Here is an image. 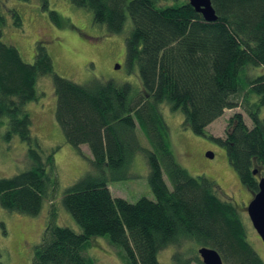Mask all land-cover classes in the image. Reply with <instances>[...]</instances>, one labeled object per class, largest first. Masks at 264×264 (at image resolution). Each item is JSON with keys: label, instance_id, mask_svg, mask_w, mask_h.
Wrapping results in <instances>:
<instances>
[{"label": "trees", "instance_id": "obj_1", "mask_svg": "<svg viewBox=\"0 0 264 264\" xmlns=\"http://www.w3.org/2000/svg\"><path fill=\"white\" fill-rule=\"evenodd\" d=\"M67 1L90 12L93 23L104 26L110 35L121 34L129 17L126 63L129 73L137 70L142 91L132 97L128 83L92 79L81 85L60 77L41 42L36 44L33 63L24 62L15 47L1 41L6 19L0 0V127L7 126L5 140L18 137L28 147L26 168L0 178V207L35 217L57 186L53 163L57 149L40 156L26 110L27 104L38 101L40 78L52 77L55 121L65 143L82 156V145L91 153V158L86 157L90 171L66 188L61 198L81 232L51 221L33 248L31 264H92L82 252L99 237L122 249L128 264H160L158 253L183 239L215 250L223 264H264L249 243L235 206L218 198L217 185L204 176H191L176 162L160 111L165 104L180 111L184 127L221 145L241 183L255 190L253 170L264 173V121L258 117L264 105V0H211L217 17L213 22H206L186 0ZM42 7L48 11L47 0ZM48 12L61 28L58 13ZM10 15L21 27L16 10ZM248 68H259L262 74L251 77ZM254 94L260 99L253 100ZM242 103L251 128L242 114L235 113L225 139L207 133L206 128L225 110L243 107ZM136 127L151 150L138 144ZM138 152L146 158L154 200L129 203L111 195L108 175L122 178L117 172ZM172 260L192 263L178 255Z\"/></svg>", "mask_w": 264, "mask_h": 264}, {"label": "rangeland", "instance_id": "obj_2", "mask_svg": "<svg viewBox=\"0 0 264 264\" xmlns=\"http://www.w3.org/2000/svg\"><path fill=\"white\" fill-rule=\"evenodd\" d=\"M177 1L180 3L184 0ZM47 2L48 11L57 12L63 20L61 28L51 21L49 12L43 10V0H4L5 8L2 12L6 20L1 41L15 47L28 64L33 63L36 44L41 42L52 59L54 73L77 84L84 85L92 79L111 80L132 85V97L142 91L137 70L129 73L126 63L125 37L131 28L128 16L124 31L119 35H110L104 26L93 23L90 12L74 7L67 0ZM169 3H173V0H169ZM10 10L18 13L21 27L14 25ZM247 74L256 77L262 71L259 68H248ZM37 93L38 101L27 104L26 110L31 115L32 135L39 144L37 151L40 156L47 157L52 150L57 149L53 155L57 186L52 198L44 202L35 217L9 212L0 207V262L3 264H31L33 248L41 241L46 225L53 220L57 226L81 232L78 224L64 209L61 198L66 188L90 171L87 158H91V153L86 145L80 146L84 157L65 143L63 133L55 121L57 98L51 76L38 80ZM252 98L255 101L260 99L255 94ZM237 101L239 104L242 102L240 97ZM241 106L225 110L220 118L206 128L207 133L214 138L225 139L229 119L235 113L242 114L244 123L251 128L252 122L245 113L243 103ZM160 111L169 129V142L176 162L191 176H204L217 185L218 198L235 206L249 243L264 262V246L251 227L244 209L250 190L231 168L225 149L208 136L194 135L184 127L180 111L173 112L166 104L161 106ZM258 117L264 121V105L259 108ZM6 130V124L0 127V178H10L22 172L27 163V145L18 137L5 140ZM135 135L142 148L151 150L138 127ZM209 152L213 154L212 158L207 157ZM162 172L164 182L171 190L172 185L164 169ZM148 173L146 158L142 152H138L125 168L117 172L116 175L122 178L113 179L111 174L108 175V189L113 197L129 203H135L140 198L154 200L148 184ZM52 205L54 213H50ZM106 240L101 237L91 239L87 249L82 252L83 256L92 264H128L124 251L109 245ZM200 248L193 240L183 239L177 245L160 251L157 260L160 264H173L172 257L178 255L183 260H192L191 264H197L202 261L198 252Z\"/></svg>", "mask_w": 264, "mask_h": 264}, {"label": "water", "instance_id": "obj_3", "mask_svg": "<svg viewBox=\"0 0 264 264\" xmlns=\"http://www.w3.org/2000/svg\"><path fill=\"white\" fill-rule=\"evenodd\" d=\"M194 11L202 16L206 22H213L217 19L211 0H186ZM116 68H119L116 66ZM208 158H212V153L206 154ZM257 170L253 173L256 174ZM247 214L253 228L261 238L264 245V177L259 180L258 193L249 202ZM199 256L202 264H223L220 255L213 249L202 247L199 249Z\"/></svg>", "mask_w": 264, "mask_h": 264}, {"label": "flooded vegetation", "instance_id": "obj_4", "mask_svg": "<svg viewBox=\"0 0 264 264\" xmlns=\"http://www.w3.org/2000/svg\"><path fill=\"white\" fill-rule=\"evenodd\" d=\"M262 177H264V173H263L262 171H258V170H257V171H256V174L253 173L254 184H255V190H254V189L250 190V192H249L250 195H249V197H248V200L244 202V205H246V206L244 207V209H246V210H245L246 214H247V207H248L249 202H250V201L255 197V195L258 193V184H259V180H260ZM247 216H248V214H247ZM248 218H249V217H248ZM249 222H250L251 227L253 228L250 219H249ZM253 230L256 232V230H255L254 228H253ZM256 234H257V232H256ZM257 236H258V238H259L260 241H261V238L259 237L258 234H257ZM261 242H262V241H261ZM262 244H263V242H262ZM263 246H264V245H263Z\"/></svg>", "mask_w": 264, "mask_h": 264}, {"label": "bare ground", "instance_id": "obj_5", "mask_svg": "<svg viewBox=\"0 0 264 264\" xmlns=\"http://www.w3.org/2000/svg\"><path fill=\"white\" fill-rule=\"evenodd\" d=\"M254 171V170H253Z\"/></svg>", "mask_w": 264, "mask_h": 264}]
</instances>
